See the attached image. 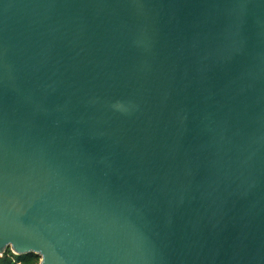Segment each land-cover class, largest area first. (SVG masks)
<instances>
[{"label":"water","instance_id":"water-1","mask_svg":"<svg viewBox=\"0 0 264 264\" xmlns=\"http://www.w3.org/2000/svg\"><path fill=\"white\" fill-rule=\"evenodd\" d=\"M264 264V0H0V257Z\"/></svg>","mask_w":264,"mask_h":264},{"label":"trees","instance_id":"trees-1","mask_svg":"<svg viewBox=\"0 0 264 264\" xmlns=\"http://www.w3.org/2000/svg\"><path fill=\"white\" fill-rule=\"evenodd\" d=\"M40 258L35 254L15 256L9 249H6L0 257V264H39Z\"/></svg>","mask_w":264,"mask_h":264}]
</instances>
